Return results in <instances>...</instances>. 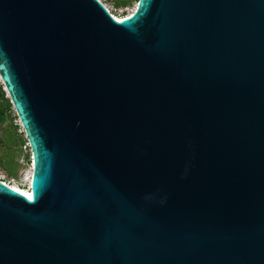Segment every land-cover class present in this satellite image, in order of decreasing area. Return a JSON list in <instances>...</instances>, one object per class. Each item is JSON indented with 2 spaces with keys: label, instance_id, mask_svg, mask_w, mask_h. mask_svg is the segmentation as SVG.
I'll return each instance as SVG.
<instances>
[{
  "label": "water",
  "instance_id": "1",
  "mask_svg": "<svg viewBox=\"0 0 264 264\" xmlns=\"http://www.w3.org/2000/svg\"><path fill=\"white\" fill-rule=\"evenodd\" d=\"M0 81V264H264V0H0Z\"/></svg>",
  "mask_w": 264,
  "mask_h": 264
},
{
  "label": "rangeland",
  "instance_id": "2",
  "mask_svg": "<svg viewBox=\"0 0 264 264\" xmlns=\"http://www.w3.org/2000/svg\"><path fill=\"white\" fill-rule=\"evenodd\" d=\"M101 1L117 18L126 17L131 14L137 4V1L133 0L126 5L116 7L114 0ZM6 96L8 95L6 94ZM15 125H17L16 129H14ZM7 138H12V142L9 144L13 150L12 165L9 167L11 174H8L7 170L0 167V180L18 188L27 189L30 172L32 171V156L29 151L28 141L23 144L20 143V140L26 137L14 110L4 123H0V139L5 141ZM2 153L3 149L0 147V155ZM27 153H29V160L25 157Z\"/></svg>",
  "mask_w": 264,
  "mask_h": 264
},
{
  "label": "trees",
  "instance_id": "3",
  "mask_svg": "<svg viewBox=\"0 0 264 264\" xmlns=\"http://www.w3.org/2000/svg\"><path fill=\"white\" fill-rule=\"evenodd\" d=\"M115 5H126L130 3L133 0H114ZM138 1V0H136ZM122 18V17H120ZM13 112L12 104L10 99L6 96V92L3 88V84L0 82V123H4L6 119L9 117V115ZM16 129L17 125L14 126ZM10 142H12V138H7L5 141L0 139V147L3 149V153L0 155V167L4 168L8 171V174H11V170L9 167L12 165V154L13 150L11 146L9 145ZM24 142H27L26 138H22L20 140V143L23 144ZM30 151V149H29ZM30 153V152H29ZM29 153L26 154V159L29 160ZM3 181V180H1ZM4 182V181H3Z\"/></svg>",
  "mask_w": 264,
  "mask_h": 264
},
{
  "label": "bare ground",
  "instance_id": "4",
  "mask_svg": "<svg viewBox=\"0 0 264 264\" xmlns=\"http://www.w3.org/2000/svg\"><path fill=\"white\" fill-rule=\"evenodd\" d=\"M130 15V14H129ZM116 17V16H115ZM117 18V17H116ZM123 18V17H122ZM117 19H121L120 17H118ZM32 172V171H31ZM31 172H30V177H29V181H28V188L27 189H21V188H18L16 186H13V185H10V184H7L8 186H11L12 188L20 191L21 193L23 194H29L30 190H29V187H30V180H31ZM6 184V183H5Z\"/></svg>",
  "mask_w": 264,
  "mask_h": 264
},
{
  "label": "built area",
  "instance_id": "5",
  "mask_svg": "<svg viewBox=\"0 0 264 264\" xmlns=\"http://www.w3.org/2000/svg\"><path fill=\"white\" fill-rule=\"evenodd\" d=\"M1 82V81H0ZM2 83V82H1Z\"/></svg>",
  "mask_w": 264,
  "mask_h": 264
}]
</instances>
